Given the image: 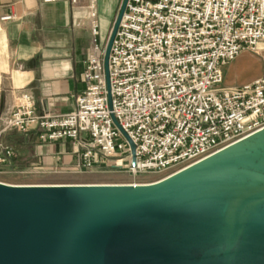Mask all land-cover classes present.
I'll list each match as a JSON object with an SVG mask.
<instances>
[{
    "label": "built area",
    "instance_id": "1",
    "mask_svg": "<svg viewBox=\"0 0 264 264\" xmlns=\"http://www.w3.org/2000/svg\"><path fill=\"white\" fill-rule=\"evenodd\" d=\"M89 19L84 89L73 109L38 113L34 98L19 93L0 138L36 130L38 140L70 142L84 170L136 177L199 161L264 128V73L221 85L223 66L264 41V0H127L108 56L109 98L93 5ZM12 156L0 142V168Z\"/></svg>",
    "mask_w": 264,
    "mask_h": 264
},
{
    "label": "water",
    "instance_id": "2",
    "mask_svg": "<svg viewBox=\"0 0 264 264\" xmlns=\"http://www.w3.org/2000/svg\"><path fill=\"white\" fill-rule=\"evenodd\" d=\"M126 2L121 0L103 52L108 98V56ZM113 121L117 125L116 120ZM121 132L130 144L134 163V145ZM258 140L264 141V128L250 135L242 147L229 155L213 156L158 186L10 187L0 184V264H178L162 242L144 230V226L157 218L164 206L173 204L185 212L196 227L200 219L217 233L225 223L224 212L235 189L244 184H258L259 187L264 175H249L247 180L236 175L235 181L228 183L203 172L209 170L210 173L219 167L264 170V161L234 155ZM206 180H210L209 186ZM189 194L199 207L196 216L184 201ZM144 208L151 210L148 218L132 216ZM248 209L252 212L246 213ZM242 210L244 214L238 229L235 225L224 238L204 237L225 242L237 231L236 249L251 241L253 235V239L261 243L259 256L264 264V188L244 196L236 207V220ZM255 212L259 214L255 216ZM248 221L253 222L252 229L246 227ZM177 227L162 225L160 231L173 232ZM179 235L171 236L169 242L180 243ZM188 249L193 248L185 246L181 252L191 262ZM212 249L218 256L205 264H218L220 252L216 247ZM235 249L229 264H239L234 260Z\"/></svg>",
    "mask_w": 264,
    "mask_h": 264
},
{
    "label": "crops",
    "instance_id": "3",
    "mask_svg": "<svg viewBox=\"0 0 264 264\" xmlns=\"http://www.w3.org/2000/svg\"><path fill=\"white\" fill-rule=\"evenodd\" d=\"M120 3L121 0H77L74 4L69 0H0V128L22 92L34 98L38 113L64 114L73 109L74 95L84 89L83 62L90 53V6L96 11L102 42ZM9 13L13 18L1 19ZM36 134V130L28 134L10 131L1 136L0 142L13 148L14 157L5 160L0 176L21 168L50 172L81 169L79 151L70 142L42 141ZM23 158L29 159L28 167H23ZM157 173L150 171L142 176Z\"/></svg>",
    "mask_w": 264,
    "mask_h": 264
},
{
    "label": "rangeland",
    "instance_id": "4",
    "mask_svg": "<svg viewBox=\"0 0 264 264\" xmlns=\"http://www.w3.org/2000/svg\"><path fill=\"white\" fill-rule=\"evenodd\" d=\"M120 6V5H119ZM119 6L115 14L113 15L111 22L107 26L104 38L102 40L103 48L107 43L110 30L112 28L113 22L115 20L116 14L118 12ZM264 73V41H260L254 49H247L242 51L230 64L223 66V87H239L252 81L253 79L263 75ZM17 138L15 137V140ZM120 141L124 140V137L121 135ZM14 152L13 148H11ZM235 156L244 157L247 159H255L256 161H264V141L250 142L245 148L240 151H236ZM30 157V156H29ZM24 159V158H23ZM23 167H28L29 159H24ZM184 165V163L174 164L166 169L163 172L171 171L177 169ZM8 174L5 176H0V181L5 183L13 184H51V183H88V184H123L133 181L141 182H152L157 180V175H143L136 176L134 179L131 178V175H128L125 172L113 171V170H95L88 171L84 169H77L76 171L68 170H54L52 172L36 169V168H21L16 171H8ZM203 174H209L214 176L215 179H220V181H228L231 183L235 181L236 175L244 177L245 180L248 179L249 175H264V170H254L250 168H214L203 172ZM205 177V176H204ZM202 180V179H201ZM204 182V178H203ZM209 182V183H208ZM205 183L207 186L210 184V180H206ZM212 185V183H211ZM205 190V189H204ZM250 209V208H249ZM248 209V210H249ZM245 210L246 213H251L252 211ZM245 213V214H246ZM254 213V212H253ZM258 212H255V216L258 215ZM247 216V215H245ZM254 216V215H253ZM251 225V226H250ZM246 227L253 228V222L248 221ZM248 237V236H247ZM252 240L248 241L245 245L237 247L234 251V260L239 264H261V258L259 256L260 241H255L252 235L250 237ZM208 248L205 246L200 249L190 250L186 252L191 262L195 264H205L207 261L211 262L218 255L215 253V250L209 246V256H206L205 251Z\"/></svg>",
    "mask_w": 264,
    "mask_h": 264
},
{
    "label": "bare ground",
    "instance_id": "5",
    "mask_svg": "<svg viewBox=\"0 0 264 264\" xmlns=\"http://www.w3.org/2000/svg\"><path fill=\"white\" fill-rule=\"evenodd\" d=\"M249 136L243 137L231 143H227L221 145L216 149L214 153L209 156L204 157L203 159L182 165L181 167L167 171V172H158L157 180L152 182H141V181H133L123 184H88V183H77V184H9L5 182H1L0 184L10 187H150V186H158L159 184H163L164 182L171 180L176 177L180 173L188 170L201 162H204L213 156H226L229 155L230 152L236 150V148H240L243 146L244 141H246ZM131 178H135L132 176ZM261 186H257L258 184H244L242 186L237 187L235 192H233L231 198L229 199V206L224 212V220L225 223L219 228L217 233L214 234L212 230L208 228V224H204L202 220L198 219L199 226L196 227L193 225L188 215L181 211L175 205H166L162 210L161 214L155 218L153 221L149 222L144 226V230H146L149 234L157 237L162 244L166 247L169 252L170 257L178 264H195L188 260L187 256L181 252L182 248L185 246L191 247L192 250L197 249V245L203 246L206 245L208 250L205 253H209V246L216 247L218 252H220V259L218 264H229L230 260L233 258V249H235L238 241V232L236 231L229 240L225 242H221L220 240H209L204 237L207 236H220L225 237L231 233L235 225L238 227L241 225L242 217L244 214V210H242L237 220L235 219L236 207L238 203L246 196L248 193L256 192L259 189L264 188V179L261 181ZM185 198L184 201L191 208L195 216L198 213L199 207L196 204V201L189 194ZM151 215V210L148 208L140 209L138 212L134 213L132 216L134 218L146 219ZM162 225L174 226L178 225V227L173 232H161L160 229ZM179 235L178 241L180 243L173 244L169 242L171 240V236ZM199 249V248H198ZM215 261V262H216ZM216 264V263H215Z\"/></svg>",
    "mask_w": 264,
    "mask_h": 264
},
{
    "label": "trees",
    "instance_id": "6",
    "mask_svg": "<svg viewBox=\"0 0 264 264\" xmlns=\"http://www.w3.org/2000/svg\"><path fill=\"white\" fill-rule=\"evenodd\" d=\"M12 157H14V156H12Z\"/></svg>",
    "mask_w": 264,
    "mask_h": 264
}]
</instances>
